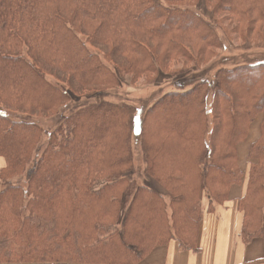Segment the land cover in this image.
Wrapping results in <instances>:
<instances>
[{"label": "trees", "instance_id": "obj_1", "mask_svg": "<svg viewBox=\"0 0 264 264\" xmlns=\"http://www.w3.org/2000/svg\"><path fill=\"white\" fill-rule=\"evenodd\" d=\"M200 6L243 38L264 36V0H0V108L55 120L0 113V264H140L171 242L195 250L203 217L242 183V245L264 244V62L178 84L141 119L105 99L124 81L175 71V82L215 60L232 39Z\"/></svg>", "mask_w": 264, "mask_h": 264}, {"label": "rangeland", "instance_id": "obj_2", "mask_svg": "<svg viewBox=\"0 0 264 264\" xmlns=\"http://www.w3.org/2000/svg\"><path fill=\"white\" fill-rule=\"evenodd\" d=\"M204 6H200V12L206 19L212 16V22L214 24H216L218 21H221V25L219 26V28H217V32H220V37H231L232 39V41L230 40V44L229 41H224L223 44H225V46L212 53L217 57L215 60L212 61L211 57L208 63L205 62L204 64H199V67H195V65H193V69H197L198 72L195 70L189 71L184 74L181 78H179L178 81L176 80L177 82L171 81V79H173L172 74L175 71H172L168 75L160 74L158 78L154 81H151L152 79H150L148 76L141 77L132 82H129V80L124 81L123 83H121L119 88L110 90L106 94L105 99L107 101H121L129 103L136 110L137 119H141L146 109H148L149 106H151L154 101L157 100V98H159L166 92L178 88V84L182 85V88H189L192 86L197 76L202 78H209V80H211V78L214 77L216 72L223 68H233L238 65L264 62V36L262 38H259V41H257V38L254 34H250L247 38H243L237 31H233V26L237 25L232 23L226 16L220 15L215 12L211 13L210 10H208ZM228 32L230 36L226 35ZM175 68L179 70L182 67L176 66ZM70 106L71 104L68 107H65L64 110L60 113L59 117L66 116L69 113ZM78 107L79 103L73 104V111ZM0 113L6 115L9 119L14 121L33 122L38 124L42 121L46 122L47 129L51 128V124H53V121H55L50 118L49 121L46 118H39L36 116H29L21 113H16L5 110L3 108H0ZM256 125L257 124H255V126ZM43 130L44 132H46L44 127ZM252 131H254L255 135H253V138L250 139L253 140L255 137L258 136L257 127H253ZM136 154H134L135 162L133 178L136 183L140 185L143 183L142 173L144 169V162L142 159V155L139 154V151H137ZM241 167L242 169L246 168L245 166ZM147 185L150 186V182H147ZM158 248H155L154 250ZM154 250H152L148 255H150Z\"/></svg>", "mask_w": 264, "mask_h": 264}, {"label": "crops", "instance_id": "obj_3", "mask_svg": "<svg viewBox=\"0 0 264 264\" xmlns=\"http://www.w3.org/2000/svg\"><path fill=\"white\" fill-rule=\"evenodd\" d=\"M243 192V183L232 186L227 201L203 217L195 250L171 242L154 250L140 264H264L263 242L255 239L246 247L240 239L243 216L237 202Z\"/></svg>", "mask_w": 264, "mask_h": 264}]
</instances>
